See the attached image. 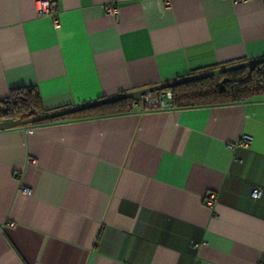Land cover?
Listing matches in <instances>:
<instances>
[{
  "label": "crops",
  "instance_id": "1",
  "mask_svg": "<svg viewBox=\"0 0 264 264\" xmlns=\"http://www.w3.org/2000/svg\"><path fill=\"white\" fill-rule=\"evenodd\" d=\"M39 1L0 0V100L43 113L264 56V0ZM68 115L0 130V264H264V95Z\"/></svg>",
  "mask_w": 264,
  "mask_h": 264
},
{
  "label": "trees",
  "instance_id": "2",
  "mask_svg": "<svg viewBox=\"0 0 264 264\" xmlns=\"http://www.w3.org/2000/svg\"><path fill=\"white\" fill-rule=\"evenodd\" d=\"M164 90L171 93V104L179 108L200 104H228L264 95V62L222 72L217 78L211 75ZM132 102L130 98L120 99L68 116H97L126 112L131 108ZM37 114H43V109L38 91L33 87L11 90L7 98L0 100V119L24 118ZM66 116L40 122L62 119Z\"/></svg>",
  "mask_w": 264,
  "mask_h": 264
},
{
  "label": "water",
  "instance_id": "3",
  "mask_svg": "<svg viewBox=\"0 0 264 264\" xmlns=\"http://www.w3.org/2000/svg\"><path fill=\"white\" fill-rule=\"evenodd\" d=\"M260 62H264V56L245 60L242 62H238L235 64L223 66V67H218V68L211 69V70L204 71V72H199L196 74L187 75V76L177 78V79L169 81V82L160 83V84H156V85L148 86V87H144V88H139L136 90L123 92V93L116 94L113 96L97 99V100H94L91 102H87V103H83V104H79V105H75V106H71V107H67V108H63V109H59V110H55V111H51V112H46L43 114L27 116L24 118L19 117L16 119L3 120V121H0V130L12 128V127H18V126H22V125H27V124H31V123H36V122H40V121L47 120L50 118L65 116V115L72 114V113H75V112H78V111H81L84 109H88V108H91V107H94V106H97L100 104H105V103L120 100V99L130 98L133 100H139L142 95H145L148 92L164 90V89L169 88V87L174 86V85H178V84H181L184 82L196 80V79L211 76V75H213L217 78L219 76V74L222 72H226V71H229V70H232L235 68H239V67L250 66L252 64H256V63H260Z\"/></svg>",
  "mask_w": 264,
  "mask_h": 264
},
{
  "label": "built area",
  "instance_id": "4",
  "mask_svg": "<svg viewBox=\"0 0 264 264\" xmlns=\"http://www.w3.org/2000/svg\"><path fill=\"white\" fill-rule=\"evenodd\" d=\"M233 4H239V3H247V2H252L255 0H229ZM169 2L166 0V4ZM105 12L113 17H116L117 15V9L114 5V0H107L105 6ZM37 12L40 15H53V8H52V3L49 0H41L38 2L37 5ZM55 25H57L55 21ZM141 103H145L150 107H158V108H166L171 106V93L169 91H163L159 95H153V93L148 92L145 95H142L140 98ZM250 141V138L246 135L242 136L241 140L237 143H229V148L232 149L235 146L242 145V146H248V143ZM261 188L256 187L253 188L251 191V196L253 198H258L261 195ZM216 200V196L213 193L207 194V197L205 198V203L207 206H211Z\"/></svg>",
  "mask_w": 264,
  "mask_h": 264
}]
</instances>
